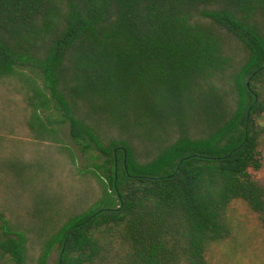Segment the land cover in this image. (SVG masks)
Wrapping results in <instances>:
<instances>
[{
    "label": "trees",
    "instance_id": "obj_1",
    "mask_svg": "<svg viewBox=\"0 0 264 264\" xmlns=\"http://www.w3.org/2000/svg\"><path fill=\"white\" fill-rule=\"evenodd\" d=\"M262 119L264 0H0V168L68 193L12 205L0 260L210 264L234 200L264 225Z\"/></svg>",
    "mask_w": 264,
    "mask_h": 264
},
{
    "label": "rangeland",
    "instance_id": "obj_2",
    "mask_svg": "<svg viewBox=\"0 0 264 264\" xmlns=\"http://www.w3.org/2000/svg\"><path fill=\"white\" fill-rule=\"evenodd\" d=\"M262 122H264V119H262ZM0 133L16 138L25 136L21 132L13 133L8 129ZM67 141L70 142L69 140ZM2 146L4 145L2 144ZM36 147L37 149L44 148L43 146ZM37 149L27 144L20 152L22 157L24 156L27 159L41 151L37 152ZM75 151L80 157L79 165L83 167L88 164L86 157L81 156V152L78 149L75 148ZM259 151L262 167L260 169H251L250 172L255 179L264 185V136L260 142ZM5 155L3 153L2 157L5 158ZM56 157L59 158L58 156ZM51 166L47 167L46 171H48L49 176L56 177L57 171ZM3 172V169L0 168V224L3 223V215L7 219H11V221L13 218H18L10 212L12 205L18 206L22 204L24 206L29 200L35 204L39 202L42 196L57 195V197L63 198V195H68V193H64L63 188H60L63 195H59L60 191L51 187L49 183L46 184L47 181L42 183L34 179L32 182L23 183L14 177L9 180ZM83 194L81 193L80 195ZM8 195L11 199H7ZM228 215L233 224V233L229 238L211 245L207 253L210 264H264V225L258 213L254 212L244 200L236 199L230 204ZM58 256V250H55L49 264H54ZM0 263L4 264V260H0ZM7 264H9V261H7Z\"/></svg>",
    "mask_w": 264,
    "mask_h": 264
}]
</instances>
